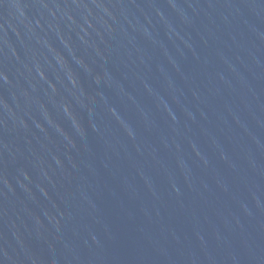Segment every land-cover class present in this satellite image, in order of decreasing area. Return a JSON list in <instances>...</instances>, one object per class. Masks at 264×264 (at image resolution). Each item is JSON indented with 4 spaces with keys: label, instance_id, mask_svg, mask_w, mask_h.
I'll use <instances>...</instances> for the list:
<instances>
[{
    "label": "water",
    "instance_id": "obj_1",
    "mask_svg": "<svg viewBox=\"0 0 264 264\" xmlns=\"http://www.w3.org/2000/svg\"><path fill=\"white\" fill-rule=\"evenodd\" d=\"M0 264H264V0H0Z\"/></svg>",
    "mask_w": 264,
    "mask_h": 264
}]
</instances>
